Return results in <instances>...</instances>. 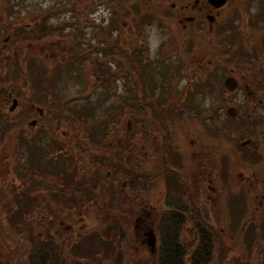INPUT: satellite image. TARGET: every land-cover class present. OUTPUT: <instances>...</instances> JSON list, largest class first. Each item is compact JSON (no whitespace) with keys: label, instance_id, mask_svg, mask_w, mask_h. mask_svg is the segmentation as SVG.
Returning a JSON list of instances; mask_svg holds the SVG:
<instances>
[{"label":"rangeland","instance_id":"obj_1","mask_svg":"<svg viewBox=\"0 0 264 264\" xmlns=\"http://www.w3.org/2000/svg\"><path fill=\"white\" fill-rule=\"evenodd\" d=\"M171 3L173 0H163L159 6L153 5L150 0H129L128 2L131 10L144 22L145 30L148 32L150 53L145 56L151 59L152 64L149 65L150 68L146 66L147 71H144L147 87L159 92L166 90L167 84L172 82L175 84V91H177L186 82L184 74L189 70L194 75L192 76L193 82L188 81L191 84L190 92L194 95L195 101L198 102V110H194V113H202V111L208 113L212 111V107L214 112L218 110L219 113L221 110V114L215 119V122L205 120L208 130L197 129L195 142L192 146L193 154L189 150L188 157H186L185 152L186 148L189 147V137L183 136L181 133L174 134L170 150L179 151L185 157L182 154L180 158L173 157L170 150H167V162L170 166L178 168L179 171L183 170L185 179L191 185V194L197 198L194 201L197 204L200 202L199 200L205 201L212 223L217 226L218 230L226 229L222 222L223 219H226L224 210L227 207L231 208V213L229 209L226 210L227 224L231 225L232 223L233 231L238 226L237 222L240 218L254 216V220L249 222L254 227V233L250 236L244 235L239 249L233 250L234 252L227 255V258L219 241L218 233L212 231L214 244V253L212 254L214 262L212 264H227L230 256L238 254L239 250L245 254L243 261L247 257L249 264H259V256L253 255V244L257 239L264 240V144L261 143L260 147L253 145L259 149L258 151L252 152L246 148L241 150L236 144H233L235 139L230 138L229 133L218 134L219 131L215 128V124L221 128V132H223L222 129L228 131L231 126L229 117L237 115L236 112H233V116H225L228 107L225 106L226 104H223V107L218 104L222 96L221 92H228L224 87L223 80L229 73L233 72L231 67H234L233 64L236 59L242 57L246 61L251 60L253 67L257 63L254 59V51L257 48H262L264 51V0L226 1L222 14L216 17L217 23L215 26L213 25L214 28L211 30H209V22L212 20L206 18L204 12L207 9L205 6H201L204 4L203 0H199L198 5H196L195 0H187L184 5L183 3H175V5L170 6ZM85 4L86 0H0V22L1 20H9L13 24L33 22L37 9L47 5L55 6L50 10L64 7L65 12L51 16L46 22L48 36L33 44H27L28 41L19 44L16 37L5 31L0 25V30H2L0 50H9L8 55L12 57L10 63L13 66H18L15 70L7 71L2 75L8 80L7 84H11L5 90L6 94H12V98H19L27 105L35 103L36 106L44 107L48 111L53 110L58 117H64L63 115L68 117L69 112L72 119L81 122L75 124L76 128L72 129H69V125L72 123H61L60 128L53 123L51 127L46 126L43 131L40 130V127L34 129L35 126H30L32 118H29L24 126L14 128V133L10 139L0 144V208L1 205H5L4 210H8L12 206L11 212L7 215L4 213L0 217V234L2 235L0 236V264H30L26 261L28 257L25 255V246H28L27 243L29 242L25 239L26 235L31 241H35L42 235V240L39 242L41 248L48 246L56 248L57 264H99L102 261L98 259V255L102 254L108 258L109 255L114 256L112 249L115 251L116 247L119 248L118 246H121L126 252V259L122 261V264H154L155 250L151 251L148 244L142 240V236L135 234L134 228L137 217L139 218L136 223L137 228L143 227L146 230V227L151 228L152 225L154 228L156 227L157 211L168 209L167 202L169 199H164L165 195L169 193L170 197L175 194L169 189L170 186L167 185V182L165 183L162 178L155 180L145 185L146 190L143 191L140 188V182L131 187L132 184L128 182L127 178L123 174H119L120 187H117L119 197L107 195L105 188L108 183L106 179H103L95 193L88 189L86 183L75 188H71L69 185L66 189H64L65 186L62 187V194L59 193L61 196L52 201L54 196L59 195L55 193V190L58 189L57 186H59L58 177L55 174H60L61 170L55 168L60 165L58 163L53 164V169H50L49 164L41 157H35L26 149L19 151L21 147L19 141H23V139L25 141H34L36 137L40 140L44 139L39 145L45 152H47L46 145L48 143L54 144L58 139L67 143L72 141L69 144V150L72 152L69 159L73 163L68 174L75 180L79 178L77 177L79 175L90 180L93 177V174L89 172L90 169L100 168L101 174L110 171L114 173L116 169L102 164L100 161L102 155L112 160L120 159L124 165H128V151L122 153V150H119L117 155L109 156L110 149L104 148L100 151L96 150L91 158L89 155L79 154L78 151L77 141H84L85 135L78 136L77 132L86 126L83 125L84 122L91 121L89 126L99 128L97 121L104 114L103 112H107L112 105L116 106V104L121 103L122 99L125 102L130 101L129 96L123 93L121 87L118 88L119 91L116 94H113L97 86L96 77H93V62L91 60H83V58L77 60L75 58L66 61L72 55H76L77 33L89 25L84 24L86 17L90 18L87 13L97 18L99 13L106 16L107 12L103 8L97 7L94 11L91 6L85 8ZM164 16L165 19L171 17L175 25L183 31V35L178 39V51L175 54L184 60L189 56L191 61L202 64V73H199L192 66L194 64L186 65L185 62L183 67L182 61L177 57L158 52L161 43L168 40L166 34L170 32L167 27L163 29V26H167L166 21L162 19ZM191 17L194 20L190 21ZM17 26L30 27L21 24L14 27ZM111 26L113 27L110 31L118 28L120 26L119 21L117 26L110 23L102 27V33H106ZM195 27L198 32H196ZM123 30L126 37L130 38L129 33L124 28ZM206 30L208 33H205ZM210 37L212 40L215 39L216 44L230 45L234 51L233 56L237 57L233 59L232 57L217 58L213 52L216 51V44L213 43V50L209 47L212 42L209 40ZM218 37L221 38V41ZM193 45H198V54L202 52L204 55L199 58L191 57L194 50ZM259 55H262L261 51H259ZM63 56L67 57L63 58ZM140 61L144 64L141 58ZM3 63H5V59L0 58V64ZM119 63L120 61L115 59L110 61V66L115 68ZM163 63L162 68H157ZM262 63L264 64V57ZM237 68L239 71V73L235 72L237 86L231 92V97L236 102L247 105L251 103V101H246L247 97H250V100L255 99L259 104L255 103L253 107L259 111L261 118H263L264 106L261 102L264 100V91L261 92L255 87L252 88L251 76L240 67ZM124 75L117 76L115 82L124 85L132 82L131 79L133 78L137 80L138 77L136 76L139 73L130 75L127 72ZM115 85L113 84L114 87ZM49 91L56 95L54 101L62 103L68 100L74 101L72 109L63 113L61 111L62 106L50 99L51 96L47 94ZM83 94L87 96L83 98ZM151 95L154 94L151 93ZM3 105L5 112L18 114V108L10 109L11 102L9 99L5 100ZM3 109L0 107V115L3 114ZM198 113L196 114L198 115ZM125 119L122 116V122ZM5 120L6 118H4ZM236 120V125L241 124L244 127L245 122L240 117H237ZM198 121V118L194 119V124L197 122V127ZM263 121L256 122L258 123L256 129L264 134ZM146 123L150 125L148 129L151 136L155 135L158 139L160 136L162 141H165L166 135L159 134L160 130L157 129L158 126L152 119L148 118ZM79 124L82 127H79ZM186 125L192 126L189 117L186 118ZM15 140H18V150L14 154L13 146L15 144L13 141ZM133 143L131 150L133 152L132 162H134L135 167L138 166L143 172H151L161 166L160 145L154 138L143 145L138 136ZM89 144L90 142L84 143V145ZM33 151L37 152L38 150L33 149ZM225 151H229L232 157L226 158ZM12 152L13 156H11ZM20 153H22V157H19ZM77 156L83 162L78 163ZM218 157L222 159L220 168L216 166ZM14 161H18L22 165V170L30 171L31 169V172H34L37 169L52 173L53 176H50L48 181L46 180V187L42 184L43 190L36 189L33 192H26L23 188L30 186V182L26 180L28 179L26 176L22 177L11 169V164ZM224 161L238 163V165H235L233 171H229L228 165H225ZM77 168H80L81 171ZM254 174L258 178V184L254 182ZM230 176H233L232 183L227 181ZM85 193H92L86 197L89 199L84 198ZM114 199H118L117 205L112 203V207L108 206L111 203L108 200L114 201ZM175 200H185L182 192L177 194ZM223 200L225 201L223 202ZM77 203L80 205L77 206ZM221 203L222 207H220ZM153 208H157V210ZM115 210L117 211L114 212ZM30 211L33 212V215L29 219L26 215ZM251 211L254 214H250ZM111 214L118 215L122 219V230L125 232L123 238H119V233H113L109 238L100 234V229L110 221ZM163 214L167 215V212H163ZM167 220L166 222H169ZM257 220L259 221L256 222ZM39 223L48 228L52 236L47 237L44 228L40 227ZM199 224L205 232L206 225L203 222ZM157 227L159 230L158 225ZM193 229L194 227L187 222L181 226L182 240L187 244L190 241V246L193 244V239H190L193 235ZM140 233L137 230V234L140 235ZM70 245L72 246L70 247ZM41 253L40 250L33 252L35 260L33 264L40 263ZM39 255L40 257L37 259L36 257ZM77 256H81L83 260L81 262L74 260Z\"/></svg>","mask_w":264,"mask_h":264},{"label":"trees","instance_id":"obj_2","mask_svg":"<svg viewBox=\"0 0 264 264\" xmlns=\"http://www.w3.org/2000/svg\"><path fill=\"white\" fill-rule=\"evenodd\" d=\"M0 25L2 27L4 26H8L9 29L8 32L11 33L12 36L16 35V32L14 31V28H11L12 26H10V24L6 23V22H0ZM86 27V26H85ZM130 28V27H129ZM125 31L123 30V27H121L120 29V35H119V41H114V43L108 42L106 40V45L102 44L101 40L104 39L102 36H100V44H98L96 47L92 46L91 48L82 46V44L85 42V40H87V37L80 32V34L77 35V39H78V49H76V55H72L69 59H67L66 61H70L73 60L75 58H77V60H80L81 58L84 57H89L92 62V69H93V77L97 78L98 77V81H97V85H100L104 91L106 92H112L113 94H116L117 92L115 90H113V84H115L116 78L117 76L121 75V74H126L127 72H129V74H133L136 75V73H139L137 80L135 78L131 79V83H125L124 84V88H123V93L128 94L132 91H135L136 93L135 96L133 95L132 97H129V102H125L124 99L121 100V103L116 104V106H113L104 113L105 116V121L102 124L97 125L99 128H96L94 126H88V123L84 122L83 125H86L84 128V131H81V129L77 132L78 136L82 135L83 133H85V137L83 138L84 141H77V143L80 146H83V144L85 142H95V143H101V142H107L108 139H110V141L113 144H117L120 141H123L124 139H121L119 136H122L124 138H126V140H136V138L139 136L140 139H142L146 133V129H148L150 127L149 123H146V120L148 118H151L155 121V123L157 124V129L160 130V135L162 133H166L168 131V128L172 126L171 123L168 122L167 117L168 118H181L180 122L183 121V116H187L189 115V118L192 119V121H194V119H197L196 116V112L193 114V116L190 115L189 109H190V104L188 102V99L192 96H194L190 90H191V84L188 83V81H192L193 82V77L194 75H192L190 73V71L188 70L186 74H184V78L186 79L187 83L186 85H184L183 90L181 93H173V95L171 96V98L169 99V101L166 103V105L164 106H158L157 102H154L150 99L154 98L155 95V91L151 90L150 88L147 87V82L146 79L144 77V71H147L145 68L146 66H148L150 68L149 65H151V61L146 59V56L149 53V45L147 44L148 42V37L147 36H141L140 34H138L137 32L133 33V37L132 39H127L122 37L123 35H125ZM122 35V36H121ZM81 37V39L79 40V38ZM179 39V38H178ZM221 41V38H219ZM213 41H215V39H213ZM166 47H170V50L172 52H176L177 51V46L174 45V43L172 42H165L164 46L158 51V52H162L165 50ZM104 48V50H102ZM132 52V54H130V51ZM166 50H168V48H166ZM223 51V53H227V52H231L232 49L230 48H225V49H221ZM80 51V52H78ZM103 52L102 54H92L94 52ZM142 51L145 53L142 54ZM174 52V53H175ZM168 54V53H167ZM94 56V57H93ZM67 56H63V58H66ZM0 58H4L5 59V63L0 64V93L3 91L4 88H7L9 86H7V79L4 78V76L2 75L3 73L9 71H3V68H9L12 67L13 65L10 63L9 58L5 57V55L2 53L0 54ZM140 58L142 59L143 63L140 61ZM115 59H118V62L120 61L119 65L117 66L116 70L110 66L109 61H114ZM162 62H163V58H162ZM154 63V62H153ZM185 64V62H184ZM81 65V64H80ZM186 65H189L188 63H186ZM164 66V63L162 65H160L157 68H162ZM97 67V68H96ZM184 67V66H183ZM129 70V71H127ZM256 74V72H255ZM259 78H261L262 76V71H259L258 73ZM126 76V75H124ZM252 76V75H251ZM252 80V88L255 87V89H259V91H264V77L257 83L254 79ZM101 83V84H99ZM257 84V85H256ZM100 90V89H98ZM151 93H153L154 95H151ZM53 98L56 99V95L53 93H50ZM167 94V93H166ZM223 94L225 96H222L221 101L222 103L226 104L225 106H232L236 109L237 113L236 116L234 117H229V122L231 124V126L234 124L233 126V130L236 133L234 136V143L236 144L241 150L243 148H246L248 150H251L252 152L254 151H258L259 149H257L256 147H253V145H257L258 147L261 146V143L264 144V138L262 136H257V135H250L254 133L255 128L252 127V121L251 120H255V118L253 116H255V108L253 107V105L255 104L254 100H250L249 98H246V101H251V103H249L248 105L246 103H242V102H236L233 101L232 99L228 98V95L226 94L225 91H223ZM6 96V94H4V97ZM150 97V99H149ZM226 97V98H225ZM52 97H50V99H53ZM166 99V98H165ZM229 99V100H228ZM4 101V100H3ZM3 101L0 102V107H4L3 105ZM60 103V102H59ZM74 101H69L68 103H64L62 104V108L61 111H63L64 113H67V110L72 109ZM257 103V102H256ZM262 105L264 106V100L261 102ZM192 111L194 110H198V103H194L192 104ZM36 114L32 113V109L26 105L25 109L22 108L19 112L18 110V114L16 113H7L4 111L3 109V114L0 115V144L3 143L4 141L10 139L12 133H14V128L15 127H20V126H24L25 122L29 119L34 117ZM26 116V117H25ZM64 117H57L54 119V121L59 124L58 128H60V126L62 125L61 123H72L69 125V129L72 128H76L75 124L77 123H81L76 119H72V115L68 112V117L66 115H63ZM122 116H124L126 119L122 122ZM227 116V114H226ZM237 117H240L243 121H248L247 123V129H241L239 126L236 125L237 123ZM4 118H6V120L4 121ZM199 121H198V129H204V130H208V126L203 125L204 121L198 117ZM44 120V118H43ZM64 122H61V121ZM215 120V117L214 119ZM131 125L132 130L130 132H128V126ZM68 125V124H67ZM74 125V126H73ZM241 126V125H240ZM79 127H82L81 124H79ZM84 127V126H83ZM254 127H255V123H254ZM13 128V129H12ZM34 131V130H33ZM218 133V132H217ZM215 133V134H217ZM250 133L248 135L245 136V134ZM245 138H251V141L249 144H247L245 147H242L241 144L239 143L240 140H242V137ZM33 138V137H32ZM43 140H34V141H25L23 139V141H19V144L21 145V147L19 148V151L22 149H26V151L28 153H32V155H34L36 152L33 151V149H31V146H34L35 148H37L38 150H41L42 147L39 145L42 143ZM13 143L15 144L13 146V152L14 154L17 152L18 150V140L13 141ZM91 148L88 149H81L78 150L79 154L81 155H89L90 158L93 156L94 154V149L92 146H90ZM164 147V146H163ZM13 152L11 153V156H13ZM229 152V151H227ZM240 152V151H239ZM230 153V152H229ZM19 157H22V153L19 154ZM78 157V156H77ZM232 156H228L227 158H231ZM78 159L80 160V157H78ZM81 162H83L82 160H80ZM216 163L221 165L222 164V159L220 157L217 158ZM226 163L228 165H233L234 163L232 162H228L226 161ZM11 169L14 170L16 173L20 174L22 177L26 176L29 182H30V186L24 187L23 190H26V192H33L34 190H36L38 188V186L40 185V183L38 182V177L35 173L38 172H31L32 170L30 169V171H26V170H22V165L18 162V161H14L11 164ZM163 172L166 174V170L163 169ZM40 175V173H38ZM133 174L136 176V178H138L139 180H142L143 176L145 175L144 173H142L140 170L138 171H133ZM155 178V177H153ZM94 181V180H93ZM155 181L151 180V182ZM233 182V181H232ZM139 184V182L137 183ZM93 185V184H92ZM89 196V194H85V197ZM85 199H89V198H85ZM91 201V200H90ZM111 201V203L108 204V206L112 207V200H108ZM118 201L115 202V204L117 205ZM5 205H1L0 208V217L2 216V214H8L9 212L12 211V206L9 207L8 210H4ZM117 210H115L114 212H116ZM113 212V213H114ZM30 216H32V214H27L26 217L30 219ZM172 217V214H171ZM40 227L44 228V233L47 235V237L52 236V233H49L48 228L44 227V225L42 226L41 223L38 224ZM122 219L115 214H111L110 217V221L107 222L106 226H103V228L100 229V234L104 237H108L110 236V234L112 233H119L120 236L119 238H123V236L125 235L124 230H122ZM254 233V229L250 228V230L245 231V229L241 230L240 232V240L241 238L243 239V236H250ZM0 236H2L0 234ZM176 235H174V233L169 236V238H167L163 244H164V249L169 250L167 256H162L159 255V260H158V264H181V260L178 257L179 256L176 252H175V239H173ZM43 237V236H42ZM42 237L40 239H42ZM178 239V238H177ZM234 239V238H233ZM180 245H178V249H180ZM43 251V253H45L46 255L48 254V250H42L40 249V246H38L37 242H33L30 241L29 247H27V249L25 250V255L26 256H30V258H26V261H29L30 264H33L35 262L34 260V255L33 252L35 251ZM57 249L53 248L52 250V254L55 253L56 254ZM50 252V251H49ZM43 253H41L40 255H42ZM175 253L178 257L175 256ZM39 256H35L37 259L40 257ZM253 255L259 256V260L260 263L259 264H264V240L262 239H257L256 242H254L253 244ZM245 256V254L243 253V257ZM121 258L123 257V252H118V254L114 257V258ZM41 260V258H40ZM47 261H43L44 264H57L58 262V258L57 257H53V259L46 257ZM245 260V264H249L247 262V257L244 259ZM241 262V260H238L237 257H232L230 256V258L227 261V264H239ZM119 264H121V259H119ZM38 264H42V263H38ZM199 264V263H198Z\"/></svg>","mask_w":264,"mask_h":264},{"label":"flooded vegetation","instance_id":"obj_3","mask_svg":"<svg viewBox=\"0 0 264 264\" xmlns=\"http://www.w3.org/2000/svg\"><path fill=\"white\" fill-rule=\"evenodd\" d=\"M81 1H83V0H81ZM90 1L91 0H86V4L84 5V7L91 5ZM92 1H93L92 5H94L96 7H99V5L97 3L100 0H92ZM108 1L113 6L117 5L118 3H125L126 4V7H125L126 11L128 13H134L131 10V8H130V6L128 4L129 0H127V1H125V0H108ZM203 1H204V4L201 5V6H203V7L205 6L206 7L207 10L204 12V13H206V16H208V15L218 16L219 13L222 11L221 9H213V7L210 4H208L205 0H203ZM150 2L153 5H158L159 6V5H161V2H163V0H150ZM195 2H196V5H198L199 0H195ZM175 3L179 4L178 0L176 2L171 3L170 6L175 5ZM186 3H184V4H186ZM91 17L93 19V25H86V27H84L83 30L81 31L87 37V40H85V42L82 44V46H85V47H88V48H91L92 46L96 47L98 44H100V36H102L104 38V39L101 40L102 44H104V45H106V40L108 42H111V43H114V41H116V42L119 41L120 42V39L118 38L120 34L117 35V32L115 30L109 31V32L107 31L106 33L103 34L102 31L100 30V27L99 26H95V23L99 22V16H98V18L95 17L94 15L91 16ZM135 19H136L137 25L132 27L131 29L128 28V31H127V33H129V35H130V38H127L126 34L123 35V36L121 35L122 37L127 38V39H132L134 32H137L141 36H147L148 37V32L145 30V26L146 25L144 24L142 19L139 18L137 16V14H135ZM162 19H164L166 21V23H167V26H163V29H165V27H167L169 29V31H170L169 33L166 34L168 36V39L174 38L175 44L178 45V38L183 35V31H181L180 28L177 25H175L174 20H172L171 17H169L168 19H165V16H164ZM187 20H189V19H187ZM192 20H194L193 17H191L190 21H192ZM84 24H85V22H84ZM114 24H116L115 21H114L113 25ZM214 24H216V22H214ZM195 30H196V32H198L196 27H195ZM205 33H206V31H205ZM80 39H81V37L79 38V40ZM209 40H212V37H210ZM147 44H148V42H147ZM161 46H163L162 43H161ZM193 48H194V50H193V54L191 55V57L199 58L200 56L204 55V53H202V52L200 54H198L199 53V51H197L198 45H193ZM177 49H178V47H177ZM102 50H104V48ZM129 51H130V49H129ZM158 51H159V48H158ZM259 51L262 52L261 56L259 55ZM254 52H255L254 59L257 62L256 66L252 67L253 63H252L251 60L250 61H246L242 57H240V59H241V61L243 63H246L250 68L252 67L251 69L256 70V72H257L256 74H257V77H258L259 71H264V64L262 63V60H263V57H264V51H263L262 48H257L256 51H254ZM96 53L97 54H102L103 52L99 51V52H94L92 54H96ZM149 53H150V49H149ZM130 54H132L131 51H130ZM176 57L182 61L183 66H184V62H186V63H188L190 65L194 64V65H192L193 67H195L197 70H201L202 64H200L197 61H196L197 63H195L194 61H191L189 56L186 58V60L182 59L181 57H179L177 55H176ZM109 64H110V61H109ZM116 68H117V66L114 69H116ZM129 83H131V82H129ZM115 84L116 85H115V87L113 86V88H114V90L116 92L119 91L118 88H120V87H121V90L123 91L124 85H120L117 82H115ZM167 86H168V88L171 91H173L176 94L177 93H181L182 90H183L182 89L183 85H181L179 90L175 91V89H174L175 84H172V82L168 83ZM127 95L129 97H132V92L128 93ZM158 102H165V101L162 98H160ZM188 102L190 104V109H189L188 114L190 113V115L193 116V114H194L193 112L194 111L191 110L192 109L191 106H192V104H194L197 101H195L194 96H192V97H190L188 99ZM38 115L40 117H44L45 118V116H44L45 113H41V114H38ZM188 117H189V115H188ZM185 118H187V116H185ZM45 120H46V122H48L49 119H45ZM167 120H168L169 123L172 121V126L168 128V131L166 133H162L163 135H166L165 141H162L160 136H159V139L156 138L155 135L151 136L149 129H146L147 131H146V133L144 135V139H149L150 140V139L154 138L155 141L158 142L159 145L164 146V148H162L161 150H162V153H163V156H164L163 161L166 164H168V162H167V150H170V146H171V142H172V138H173L174 134L181 133V134H183V136L187 135L189 137V147L186 148V152H185L186 157H188V151L189 150H190L191 154H193L192 145H194L195 133H196V130L194 129V126H195L194 121H192L191 119L190 120L192 121V126L187 127V128L186 127L183 128V127L178 125L179 118H176V117L175 118H168L167 117ZM148 122L150 123V120H148ZM119 137L121 139H124V140L120 141L117 144H113L110 141V139H108L109 141L106 142V143H108L110 145L109 156L117 155L119 150H122V153L124 151H128L129 152L128 153V158L129 159H128L127 164H129V163L132 162V150H131V148L133 146V140L132 141L131 140H126V138H124L122 136H119ZM184 143L186 144L185 141H184ZM170 152H171L173 157L175 156V157L180 158L182 155H184L183 153H181L179 151L174 152V150H170ZM185 155H184V157H185Z\"/></svg>","mask_w":264,"mask_h":264},{"label":"water","instance_id":"obj_4","mask_svg":"<svg viewBox=\"0 0 264 264\" xmlns=\"http://www.w3.org/2000/svg\"><path fill=\"white\" fill-rule=\"evenodd\" d=\"M208 1H209L214 7L222 6V5L224 4V2H225V0H208ZM224 85H225L226 89H228L229 91H232V90H234V89L236 88L237 83H236V81L234 80V78L229 77V78H227V79L224 81ZM15 104H16V101L13 102V106H12V108L15 106ZM12 108H11V109H12ZM149 242H150V244L153 246V244H154V239H153L152 235H151V237H150V239H149Z\"/></svg>","mask_w":264,"mask_h":264}]
</instances>
